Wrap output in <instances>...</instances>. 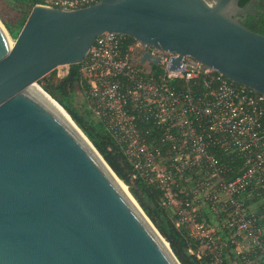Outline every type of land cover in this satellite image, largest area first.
<instances>
[{"label": "water", "instance_id": "95a60500", "mask_svg": "<svg viewBox=\"0 0 264 264\" xmlns=\"http://www.w3.org/2000/svg\"><path fill=\"white\" fill-rule=\"evenodd\" d=\"M258 1L246 8L240 0H101L74 11L36 5L15 39L0 27V264H181L38 81L80 65L99 36L115 33L189 56L264 95V35L242 24ZM146 60L158 63L148 53Z\"/></svg>", "mask_w": 264, "mask_h": 264}, {"label": "built area", "instance_id": "2783aa9c", "mask_svg": "<svg viewBox=\"0 0 264 264\" xmlns=\"http://www.w3.org/2000/svg\"><path fill=\"white\" fill-rule=\"evenodd\" d=\"M31 1L74 11L101 0ZM126 38L99 36L80 64L86 110L122 145L133 178L163 192L191 254L264 264V95Z\"/></svg>", "mask_w": 264, "mask_h": 264}, {"label": "trees", "instance_id": "16d2710c", "mask_svg": "<svg viewBox=\"0 0 264 264\" xmlns=\"http://www.w3.org/2000/svg\"><path fill=\"white\" fill-rule=\"evenodd\" d=\"M251 0H240V6L246 8ZM22 17L17 22H5L10 36L15 39L24 26L32 8L31 0H10ZM254 13L242 17V24L259 34L264 35V0L254 6ZM127 42L134 39L127 37ZM41 88L55 99L71 116L77 126L93 143L104 157L115 174L129 188L130 193L139 203L145 214L169 243L173 253L181 264H211L208 256L198 259L190 253L196 247L195 241L189 236L185 226L179 222L175 210L163 203V192L152 184H146L133 178V166L124 156L122 145L106 131L105 127L93 120L86 110L85 103L77 101V91L83 94V83L80 75V65L69 67L66 75L59 76L57 69L38 81Z\"/></svg>", "mask_w": 264, "mask_h": 264}, {"label": "rangeland", "instance_id": "374dc122", "mask_svg": "<svg viewBox=\"0 0 264 264\" xmlns=\"http://www.w3.org/2000/svg\"><path fill=\"white\" fill-rule=\"evenodd\" d=\"M22 17L21 11L15 8L10 0H0V23L5 27V22H17ZM69 67L63 66L57 69L59 76L66 75ZM77 101L80 104L85 103L82 93L77 91ZM85 105V104H84Z\"/></svg>", "mask_w": 264, "mask_h": 264}, {"label": "bare ground", "instance_id": "6f19581e", "mask_svg": "<svg viewBox=\"0 0 264 264\" xmlns=\"http://www.w3.org/2000/svg\"><path fill=\"white\" fill-rule=\"evenodd\" d=\"M0 27L1 28H3V30H5L6 31V29H5V27L0 23ZM10 43L11 44H13V41H10ZM34 88L36 89V91H38L40 94H42V95H44V97H46L49 101H51V103H53V105H55V107H57V109L61 112V114L71 123V124H73L72 123V121H70V118L65 114V112L58 106V105H56L50 98H49V96L48 95H46L45 93H44V91L42 90V89H40L39 87H37V86H34ZM124 187V186H123ZM125 188V187H124Z\"/></svg>", "mask_w": 264, "mask_h": 264}]
</instances>
